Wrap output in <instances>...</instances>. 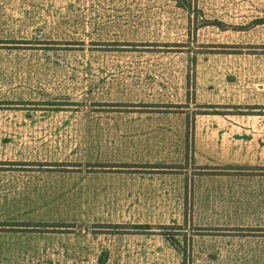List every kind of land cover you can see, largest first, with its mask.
<instances>
[{
	"label": "rangeland",
	"instance_id": "obj_1",
	"mask_svg": "<svg viewBox=\"0 0 264 264\" xmlns=\"http://www.w3.org/2000/svg\"><path fill=\"white\" fill-rule=\"evenodd\" d=\"M204 114L264 118V0H0V264H264Z\"/></svg>",
	"mask_w": 264,
	"mask_h": 264
},
{
	"label": "crops",
	"instance_id": "obj_2",
	"mask_svg": "<svg viewBox=\"0 0 264 264\" xmlns=\"http://www.w3.org/2000/svg\"><path fill=\"white\" fill-rule=\"evenodd\" d=\"M192 144L197 165L264 166V118L242 115L232 121L219 114L198 115Z\"/></svg>",
	"mask_w": 264,
	"mask_h": 264
}]
</instances>
